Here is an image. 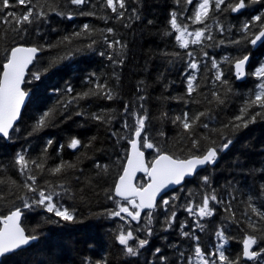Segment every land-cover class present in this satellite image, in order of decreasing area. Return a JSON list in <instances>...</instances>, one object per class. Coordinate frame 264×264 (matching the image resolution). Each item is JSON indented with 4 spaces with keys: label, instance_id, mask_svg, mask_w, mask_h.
<instances>
[{
    "label": "trees",
    "instance_id": "16d2710c",
    "mask_svg": "<svg viewBox=\"0 0 264 264\" xmlns=\"http://www.w3.org/2000/svg\"><path fill=\"white\" fill-rule=\"evenodd\" d=\"M197 2L198 0H193V4L186 5L187 11H184L185 4L176 3L174 0H142V4H132L131 0H128V14L132 7H138L141 19L118 21L110 9H101L100 0H90L89 5L83 8L71 5L67 0H39L46 11L49 6H53L65 15L49 12L45 20L24 25L27 32L20 35L12 32L10 25L0 24V63L3 62V48L16 44L43 48L30 67L33 72L47 67L53 60L63 58L57 68L43 75L39 81L23 85L31 94L16 124L19 131L12 133L11 140L0 139V181L7 182L0 183V214H7L13 202L20 204L17 196L26 195V190L22 187L26 177L21 175L18 166L14 165L17 153L25 155L29 160L46 159L43 173L34 164H29L28 174H35L37 183L46 190L44 181L50 182L57 192H63L59 185L64 183L65 187L71 189V197L62 195L60 202L70 209L74 208L77 214L76 222H65L39 208L23 210L21 223L26 232L37 235L38 240L2 257L0 264H96V261L104 260L107 264H161L157 255H154L156 248H160L161 253L167 257L164 264H187L196 242L181 235L180 225L185 224L187 227L183 230L191 232L196 217L189 215L184 206L189 200L198 203L204 191L213 189L226 202L231 201L232 211L240 223L226 219L229 214L223 211L224 205H214L217 209L215 216L200 221L204 230L197 229L195 232V235L200 237L199 244L206 253L214 251L216 244L223 243L215 236V232L221 228L231 237L225 245L226 255L231 259L241 256L242 241L246 232L260 235L252 233L247 227L243 213L249 202L264 208V197L259 196L261 185H264V115L258 116L256 121L249 123L246 128L232 130L222 128V125L240 115L245 101L250 98V92L259 82L250 73L264 62V44L258 42L253 46L243 40L241 28L246 21H251L254 15L264 11V4H252L235 13L231 10L210 12L205 24L211 25V35L214 39H205L201 45L190 43L188 49H182L175 40L178 33L170 27V12L177 11L178 22L181 25L187 24L188 31H194L204 27L201 24H193L189 19ZM231 2L234 3L235 0ZM245 2L247 4L248 0ZM221 7L225 9L224 5ZM25 10L24 6H17L6 11L19 13ZM80 11H95L97 15H80ZM67 13L72 14L71 19L67 18ZM125 23H131V27H124ZM256 23L257 26L251 29L252 33L259 30V22ZM85 24L95 31L82 34L79 38L73 37V33L82 32ZM109 27L115 30L114 34L102 31ZM221 28L224 29L223 32L220 31ZM166 31L172 34L164 35ZM66 36L73 37L71 42L63 41ZM105 36L109 40L120 39L127 45L123 66H113L107 55L99 54L112 51L104 42ZM93 40L96 41L94 45ZM221 40L225 43L220 44ZM232 40H241V43H230ZM190 51L195 53L200 63L199 71L193 73L197 76L199 84V90L194 94V98L200 101L198 104L191 103L186 95L185 72L190 71L188 62L191 57L187 55ZM205 51L208 53L207 57L203 55ZM177 53L179 55H176ZM246 54L250 55L247 71L249 75L238 81L232 64L224 58L234 60ZM212 58L220 64L228 85L214 82L216 70L212 68ZM114 72L119 75L118 82L113 76ZM93 73L96 74L92 77L93 80L107 82L119 93V98L110 101L101 97H90L72 103L67 110L58 104L59 100L70 98L62 95L68 85L74 89L72 95L91 88L92 84L86 81ZM31 79L27 74L26 81ZM142 81L143 91L138 93L137 87L141 86ZM53 89L61 91L54 93ZM213 91L224 97V105L209 103ZM138 95L146 96V100H137ZM128 102H131L130 111H139L140 103L145 105L150 117L149 135L166 152L179 158L190 155V142L180 140V136L186 137L187 134L174 125L172 119L185 111H190V115L197 112L206 113L193 128L197 137L205 134L220 143L219 134L222 132L233 139L230 148L221 153L217 164L205 166L195 176L186 179L181 186L163 195L166 199L173 195L180 197L174 202L177 217L172 227L165 230V216L170 215V212L166 213L163 207L155 209L151 225L153 235L147 236L149 244L140 249V254L136 257L125 254L116 236L121 229L126 231L129 228L145 227L147 217L142 213V222L137 225L136 222L128 223L130 218H110L105 213V209L116 208L114 201L108 200L107 195L113 190L128 155L127 140L118 139L113 135L114 132L125 137L131 135L123 130L126 118L123 107ZM53 108L56 113L48 126L29 135L40 116ZM78 111L84 115H76ZM257 111L262 110L254 106L249 109V115ZM92 113L110 115L111 122L94 120L91 118ZM162 113H167V116H162ZM127 119L130 124L133 123L131 117ZM202 123H209V129L200 127ZM160 131L165 133L163 137L157 134ZM73 137L82 142V146L76 150L67 147ZM49 139L53 140V144L45 153ZM208 143L202 141V146L207 147ZM144 150L147 161H151L157 154L154 150ZM61 160L75 164L76 168L69 170L65 175L49 174L47 168ZM96 162L109 166L106 175H98L100 170L94 167ZM203 176L209 177L210 186L203 184ZM66 177L69 179L66 180ZM76 177H81L79 184L76 183ZM12 181H15V185ZM145 181L147 177L140 175L137 184L141 185ZM189 193L195 195L190 196ZM27 196L30 197L31 193H27ZM82 196L84 199H81ZM249 197H252L251 201ZM248 211L251 215L250 209ZM49 217L58 222L50 223ZM253 219L258 218L254 216ZM135 235L142 239L147 234L141 231ZM130 243L135 245V241ZM261 247H264V241L258 246H253V250L258 251ZM180 252L184 253L183 260L179 256ZM241 264H264V255L256 260L241 258Z\"/></svg>",
    "mask_w": 264,
    "mask_h": 264
},
{
    "label": "snow or ice",
    "instance_id": "6c2138e0",
    "mask_svg": "<svg viewBox=\"0 0 264 264\" xmlns=\"http://www.w3.org/2000/svg\"><path fill=\"white\" fill-rule=\"evenodd\" d=\"M176 3H184V11H187L186 5L193 4V0H174ZM67 3L75 5L78 8H83L89 5L90 0H67ZM132 4H142V0H131ZM252 4H264V0H248L246 4L245 0H235L231 2L228 0H198L194 7L193 13L189 16V19L193 24H201L204 27L198 28L194 31H188V25H181L178 22L177 11L170 12V27L174 30L175 40L182 49H188L189 44L201 45L204 40H213L211 35V25L205 24V21L209 19V14L212 11L231 10L232 12H239L240 10L252 5ZM222 5L225 9H222ZM17 6H24L26 9L22 12L6 11L8 9L16 8ZM101 9H110L111 13L115 15V19L118 21H138L141 19L140 8L132 7L129 13L128 0H100ZM49 12L56 13L57 15H65L63 11H57L56 7L49 6L48 10L44 9V6L39 3V0H0V24L10 25V30L17 35L27 32V28L24 25H31L37 21H42L47 18ZM80 15H92L95 16V11L84 12L80 11ZM128 14V15H126ZM67 18L71 19L72 14L67 13ZM107 19V17H102ZM259 22V30L257 33H252L251 29L257 26ZM151 23V21H149ZM124 27H131V23H125ZM95 30L88 24L83 25L82 32L73 33V37L79 38L82 34H91ZM108 34H114V29L109 27L102 30ZM224 31L223 28L220 29ZM243 33L242 39L246 40L253 46H256L258 42L264 44V11L261 14L254 15L251 21H246L241 28ZM172 33L166 31L164 35H171ZM251 36V38H249ZM73 37H64L63 41L71 42ZM191 38V39H189ZM104 42L111 52H100L101 56L107 55V59L113 66H123L125 63V52L127 45L120 39L109 40L107 36L104 37ZM233 44L241 43V40L229 41ZM96 43L92 41V45ZM220 44H224L225 41L221 40ZM89 45V47H92ZM42 47L37 46H24L16 44L10 48H3V62L0 63V139L11 140L12 133L19 131L16 127V122L21 116V107L24 104L28 92H26L22 85L34 81H39L41 77L47 74L49 71L59 66V61L63 58H58L49 63V65L43 69H37L33 72L30 69V65H33L37 59L38 52L42 51ZM176 55H179L178 53ZM187 55L191 57L188 62V69L190 71L185 72L186 79V95L191 103H200L199 100L194 98V94L199 90V84L197 76L193 74L200 69V63L196 59V55L193 52H188ZM205 57L208 53L203 52ZM225 61H229L234 67V75L236 80H244L249 73L246 72V65L249 63V56L244 55L242 58L231 59L229 57L224 58ZM212 68L215 69L214 82H219L221 85H228L229 82L225 78L224 72L220 68V64L215 58L211 60ZM26 73L31 76V81H26ZM95 73L91 74V77L86 81L91 83L92 87L83 93H76L72 95L74 89L71 85H68L62 95L70 97L68 99H61L58 104L67 110L72 103L88 99L90 97H101L107 100H114L119 98V93L111 87L107 82L101 83L98 79L93 80ZM250 75L254 76L259 82L255 85V89L250 92V98L245 101L244 107H242L240 115L233 117L231 121L222 125V128H231L232 130L239 129L240 127H247L249 123H254L258 116L264 115V62L256 67ZM116 81H119V75L113 73ZM143 81L141 86L137 87V92L143 91ZM60 89H53L54 93H60ZM231 88H228V92ZM212 99L209 103L215 102L218 105H224V97L213 91L211 93ZM137 100L144 101L146 96L138 95ZM131 102L125 103L123 107V113L126 118L123 122V130L131 133L130 136H120L118 132H114L113 135L118 139H126L130 145V153L126 157V164L122 168V174L119 175L118 180L114 184V188L110 194L107 195L108 200L114 201L116 208L105 209V213L110 218H119L121 220H127L128 223L136 222L140 225L142 222V213L147 217L145 227H137L135 229L129 228L126 231L121 229L116 236V240L119 245L123 246V250L127 256L136 257L140 254V249H144L149 240L147 236L153 235V229L151 227L153 218L155 215L154 210L158 207H163L166 213L170 212V215L165 216V225L167 230L171 228L177 213L175 211L174 202L179 200L180 197L173 195L170 199L161 197L160 202H157V197L162 192L168 189L170 186L181 185L186 181L187 177L195 176L197 169L207 166L215 165L219 162L221 153L226 152L233 143L231 137L225 136L222 132L220 135V143L212 140L209 136L201 134L196 136L193 131L194 126L200 121L202 116H205V112H197L195 115H190V111H185L181 115H177L172 119V123L181 128L187 136H180V140H187L190 142L189 152L186 158H179L174 154L166 152L161 148L148 133V121L150 120L149 114L145 109L143 103L139 104V111L133 109L130 111ZM258 107L262 111H257L254 114L249 115V109L252 107ZM56 113V109L46 110L33 126L32 133L42 130L48 126L53 116ZM76 115H84L82 112H76ZM162 116L166 117L167 113H162ZM248 116V119L245 117ZM127 117H131L133 123H129ZM91 118L101 122L110 123L112 117L110 115H100L92 113ZM211 119V117H209ZM239 121L240 123H236ZM200 127L209 129V123H202ZM216 131V129H212ZM163 137L164 132L157 133ZM202 141H207L208 146L203 147ZM53 144V140L47 141L44 152L47 153L48 148ZM82 146V142L78 138H71L67 147L76 150ZM63 147V146H61ZM85 147H87L85 145ZM154 150L157 154L151 161L145 160V151ZM195 150V151H193ZM46 159L37 161L29 160L25 155L17 153L14 160V165L18 166L21 175L26 177L25 183L22 187L26 190L25 196H17L16 199L20 201L19 205L13 202L12 207L7 214H0V257H5L8 254L13 253L16 250L21 249L23 246L29 245L31 242L38 240V236L31 233H26V230L21 226V218L24 215L25 209L32 210L39 208L42 211L51 214L59 219V221L76 222L77 214L74 208L66 207L60 202L62 195H69L71 197V189L65 187L64 183H61L59 187L63 192H57L55 188L48 181H44L47 186L42 187L37 183V176L35 174L29 175V164H34L41 173L45 171ZM94 167L98 170V175H106L109 171V166L96 162ZM76 168L75 164L61 160L58 164L47 168V172L53 176L65 175L69 170ZM143 172L147 175L149 182L147 185L134 184L133 181L136 178V173ZM69 179L66 177V180ZM202 182L205 186H210V179L208 176H203ZM81 182V177H76V183ZM0 183H7L6 181H0ZM15 185V181L11 182ZM91 181H89V184ZM27 193H31V196H27ZM190 196L195 195L189 193ZM259 196L264 197V185H261ZM119 198V200L115 198ZM81 199H84L82 196ZM252 197H249V201ZM123 201V203H121ZM224 205L223 211L229 215L226 219H231L233 223H240L236 219L235 212L232 211L231 201H225L223 198L215 193V190L204 191L202 197L198 203H193L189 200L184 206V210L191 216L196 217L194 221V227L192 231H184L187 227L185 224L180 225L181 235L185 238L195 241L194 250L192 255L187 259V264H241V258L247 260H256L260 256L264 255V247L259 248L258 251H253V246H258L261 241H264V208L257 207L255 203L249 202L247 209L243 213L245 223L247 227L252 230V233H260V235H253L251 233H245V238L242 241V254L236 259H231L226 255L225 245L231 239L226 235V230L221 228L215 232V236L223 243H218L214 246V251L205 252L199 244L200 237L195 235L197 229L204 230V225L200 222L205 218L214 217L216 214V207L214 205ZM171 206V207H170ZM248 209H250L251 215ZM147 210V211H145ZM123 214V215H122ZM258 219H253V217ZM50 223L58 221L51 220ZM146 232L145 238H138L136 232ZM135 241V245L133 242ZM154 255H157L161 264L167 261V257L161 253L160 248H156ZM179 256L181 260L184 258V253L180 252ZM96 264H107V261H96Z\"/></svg>",
    "mask_w": 264,
    "mask_h": 264
},
{
    "label": "water",
    "instance_id": "95a60500",
    "mask_svg": "<svg viewBox=\"0 0 264 264\" xmlns=\"http://www.w3.org/2000/svg\"><path fill=\"white\" fill-rule=\"evenodd\" d=\"M21 45H24V46H34V45H26V44H21ZM40 52H38V54H39ZM37 54V55H38ZM246 55H248L249 56V58H250V55L249 54H246ZM240 58H242V57H240ZM249 63H250V60H249ZM249 63L246 65V72L248 71V66H249ZM29 67H31V65L29 66ZM233 73H234V67H233ZM26 75H27V73H26ZM238 81H242V80H238ZM22 88H23V85H22ZM24 89V88H23ZM26 92H28V96H26V98H25V101H24V104L22 105V107H21V114H22V111H23V109H24V107H25V105H26V103H27V101H28V99H29V97H30V94H31V91L30 90H25ZM21 117V116H20ZM20 120V118L18 119V121ZM18 121L16 122V123H18ZM130 153V145H129V150H128V154ZM145 160H146V155H145ZM147 161V160H146ZM125 164H126V161H125ZM124 164V165H125ZM205 167V166H204ZM204 167H201V168H198L197 169V172L200 170V169H202V168H204ZM120 174H122V171H121V173ZM139 175H146L145 173H143V172H138V173H136V178L134 179V181H133V183L134 184H136V180H137V178H138V176ZM119 177V176H118ZM191 177H193V176H191ZM191 177H187L186 179H189V178H191ZM118 180V178L116 179V181ZM149 182V179H148V181L144 184L145 186L147 185V183ZM183 184V183H182ZM181 184V185H182ZM181 185H176V186H170L168 189H166L164 192H162L161 194H160V196H158L157 197V202L161 199V197L165 194V193H167L168 191H170V190H173V189H175V188H177V187H179V186H181ZM137 186H139V185H137ZM21 220H22V218H21ZM21 226H22V224H21ZM23 227V226H22ZM24 228V227H23ZM27 233V232H26ZM32 243V242H31ZM30 243V244H31ZM29 244V245H30ZM28 246V245H27ZM24 247H26V246H23L22 248H24ZM17 251V250H16ZM2 259V257H0V260Z\"/></svg>",
    "mask_w": 264,
    "mask_h": 264
}]
</instances>
